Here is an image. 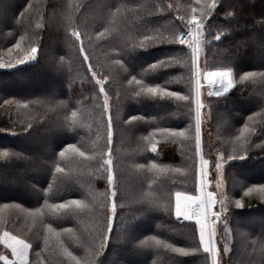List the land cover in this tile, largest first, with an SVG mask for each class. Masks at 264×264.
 Masks as SVG:
<instances>
[{
    "label": "trees",
    "instance_id": "obj_1",
    "mask_svg": "<svg viewBox=\"0 0 264 264\" xmlns=\"http://www.w3.org/2000/svg\"><path fill=\"white\" fill-rule=\"evenodd\" d=\"M11 1L0 0V56L17 60L14 45L18 41L23 49L36 46L38 54L25 64L0 68V189L15 185L17 191L28 192L0 190V233L8 231L28 242L32 264H72L60 245L85 258L99 226L111 214L105 206L112 202L106 198V172L98 159L101 148L109 151L104 147L107 116L102 122L99 86L87 71L79 44L70 36L77 30L83 34L92 66L109 78L105 88L113 119L116 212L110 240L95 259L101 264H209L207 253L193 251L199 247L195 224L177 221L172 210L175 192L197 193L193 104L137 97L133 94L136 86L128 83L135 76L147 84L189 93L190 49L159 40L147 48L138 45L145 35L171 40L186 31L179 17L187 19L186 10L194 0H17L12 5ZM211 2L201 0L202 4ZM215 2L217 8L205 21L199 64L203 70L230 67L235 73L234 87L225 96L208 97L202 91L206 105L201 110L202 148L205 159L212 161L209 189L214 188L215 158L223 155L227 161L223 177L228 208L216 225L218 260L219 264H259L264 199L258 193L244 196V192L264 185V83L258 79L241 83L239 77L245 72H264V0ZM169 4L173 8L168 9ZM217 35L220 40L215 39ZM9 49H13L11 54ZM170 57L180 63L146 71ZM30 82L38 86L29 87ZM73 111L77 112L75 124ZM245 124L255 129L246 133V151L239 152L246 159L229 161L227 155L239 145L236 137ZM160 128L190 129L191 139L173 142L157 134L158 152L152 153L147 138ZM68 144H76L97 159L60 158ZM152 162L166 172L149 171ZM57 163L65 168L63 174L55 172ZM72 199L88 205L79 216L52 215L45 207L46 201L57 204ZM36 209H43L44 216L29 215ZM246 215L257 220L244 221ZM225 223L230 241L225 243L228 253L223 254L221 225ZM49 224L60 233L58 237L46 231ZM156 240L186 248L190 254L166 250ZM4 251L0 244V252Z\"/></svg>",
    "mask_w": 264,
    "mask_h": 264
},
{
    "label": "snow or ice",
    "instance_id": "obj_2",
    "mask_svg": "<svg viewBox=\"0 0 264 264\" xmlns=\"http://www.w3.org/2000/svg\"><path fill=\"white\" fill-rule=\"evenodd\" d=\"M168 9L173 8L172 4H169ZM217 8V3L215 0H212L211 3H201V0H194V3L188 6L186 10V17L180 16L179 19L184 21V29L181 30L179 34H174L171 40L166 36H148L145 35L143 39L139 42L138 47L147 48L150 43H153L159 40L160 43H172L179 44L181 46H186L191 50V86L188 94H182L181 91H171L166 86H161L160 84H147L144 80H138L135 76L128 81L129 85L134 84L136 89L133 90V94L137 97L143 95L150 98H159L161 100H174L177 102H186L189 105L194 104L195 106V129H194V139H195V155L198 158V161L195 165V190L198 193L195 196L187 195L184 192L177 191L174 195V215L176 218H183L185 221H195L196 230L199 235V247L193 251L203 250L204 253H207L211 259V264H219L218 256L219 251L217 248V231L216 225L217 222H220L224 219L225 213L227 212V202L228 198L223 193L220 192L223 183V173L224 165L227 161L224 160L223 155H218L215 158V174H216V192L208 190L209 188V173L211 171V163L209 159H205L202 148V109L206 107L205 103L202 100V87L206 83L210 88L213 85H218L214 90H209L207 95L208 97L215 96L217 98L225 96L229 91L234 87L235 84V73L234 70L230 67H217L214 69L203 70L199 64V56L201 51V44L204 37L205 21L208 19V16L211 14L212 10ZM37 28H40L41 25L37 24ZM82 33L73 30L70 33V36L74 38V43L79 44V53L83 55L84 63L88 64L87 71L91 73L92 80L95 81V84L99 86L98 95L103 97L102 102V122L103 116H107V138L104 144V147H107L109 151L105 153L103 148H101L98 159L102 160V167H104L107 177V188L108 192L106 193V198L111 199V205H105L110 215L105 216L103 224L99 226V229L96 235L93 237L91 250H86L87 255L85 258H79L69 251L68 248L64 247L63 244L60 245L63 254L72 262V264H101V262L95 257H98L102 254L104 248L107 246L110 240V233L114 225V214L116 212L115 198L117 197V191H115V174L113 164L114 161L111 158V146L113 143V119L111 115V99L106 91L105 85L108 82L107 76H102L95 67L92 66L90 62V57L86 54L87 49L84 47V42L82 40ZM101 36L104 33H100ZM221 36L217 35L216 40H220ZM23 40V37H21ZM16 55L19 57L16 60L17 64H25L29 61H33L37 58L38 48L36 46L30 47V49L21 48V43L18 41L14 45ZM9 54L13 52V49H9ZM179 64L180 61L170 57L168 60H161L157 64L149 65V70H155L157 68H168L173 66V63ZM116 64H120L121 61H115ZM0 67H14L13 64H0ZM102 78H98L101 77ZM259 80L261 83H264V72H245L239 77L241 83L246 81H255ZM178 82V81H176ZM11 103L10 101H5V104ZM27 107V105H25ZM207 107L211 110L212 105L208 104ZM136 117H132V120H135ZM252 120V117L248 118ZM71 121L73 124L77 122V112L73 111L71 113ZM255 129H250L248 124L240 129V135L236 137V140L239 142L238 146H233L232 152L227 155V160H243L246 159L245 155H240L241 150L246 151L245 145L247 144L246 133L254 132ZM159 134L164 136L167 139H171L173 142H184L191 139V130H176L172 128H160L156 132L150 134L149 140V150L152 153L158 152V142L155 141V136ZM3 155H8L3 153ZM73 158L79 157L83 160H94L97 159L96 156L86 155L85 151L81 150L76 144H68L62 151L59 153V157L67 160L68 157ZM107 157V158H105ZM149 171L155 170L157 173H164L166 169L159 166L157 163L152 162L148 166ZM55 172L63 174L65 168L61 167L59 163L56 164ZM175 172L180 173V169H175ZM253 193H258L261 199H264V185L248 187L244 192V196H250ZM219 204L221 210L216 211L215 206ZM235 204L237 207H241L242 203L240 200H236ZM45 207L47 211L52 215L57 214H69L72 216L81 215L87 208L88 205L79 199L65 200L62 203L57 204H48L45 202ZM30 216L36 218L37 216L43 217L44 210L36 209L34 212L29 213ZM46 231L55 236H59L60 233H57L55 229L49 224L47 225ZM66 233H70L71 229H64ZM224 235H228V226L227 223L224 224ZM0 243H2L5 249L11 250L12 259H9L7 255L0 252V261H3L4 264H32L29 260V248L30 244L26 243L25 240L19 239L17 236L12 235L8 231H3L0 233ZM47 243V237H46ZM157 245H162L166 250H170L174 253L187 256L189 255V250L186 248L175 247L172 244H166L160 240H156ZM261 260L259 264H264V244L261 246ZM229 249L227 244H225L224 252L228 253ZM42 264V262H41Z\"/></svg>",
    "mask_w": 264,
    "mask_h": 264
},
{
    "label": "rangeland",
    "instance_id": "obj_3",
    "mask_svg": "<svg viewBox=\"0 0 264 264\" xmlns=\"http://www.w3.org/2000/svg\"><path fill=\"white\" fill-rule=\"evenodd\" d=\"M17 0H12L11 1V5L14 3V2H16ZM179 34V33H178ZM0 59H1V61H0V64H8V63H11V64H13L14 66L15 65H17V63H16V60L15 61H12V60H10V59H7V58H4V57H2V56H0ZM0 68H8V67H0ZM30 85H29V87H35V86H38L37 85V83L36 82H30L29 83ZM205 86H203L202 87V91H204L205 93H208V91L209 90H214L216 87L215 86H211V88L205 83L204 84ZM193 106V110H194V112H193V121H194V128H193V130L195 129V106H194V104L192 105ZM215 168V167H214ZM214 175H215V170H214ZM15 185H7V186H3L0 190H1V192H3V193H17V194H20V195H24V193L25 192H27L26 190H22V191H17L16 189H15V187H14ZM213 186H214V188L211 190V189H209L208 188V190H210V191H213V192H216L217 191V189H216V177H215V182L213 183ZM224 190H225V181H224V177H223V183H222V187H221V189H220V192H223L224 193ZM181 192H183V191H181ZM184 193H186V192H184ZM27 194H28V192H27ZM26 194V195H27ZM187 195H191V196H195V195H197L198 193H194V194H189V193H186ZM174 195H175V193L173 194V198H174ZM227 208H228V202H227ZM215 210L216 211H220L221 210V208H220V205L218 204V206H215ZM174 218L177 220V221H182V222H185V221H183L181 218H176L175 217V215H174ZM248 219H251V220H257V218H254V217H251V215H246L245 216V220L244 221H247ZM261 220V219H260ZM262 221V220H261ZM260 221V222H261ZM185 223H188V222H185ZM253 223H255V222H253ZM258 223H259V221H258ZM195 224V223H194ZM221 227L223 228V231H222V239H223V243H224V247H225V243H228L230 240H229V238H228V235L227 236H225L224 235V224H222L221 225ZM3 232V231H2ZM1 232V233H2ZM197 233H198V231H197ZM12 234V233H11ZM12 235H14V234H12ZM16 236V235H15ZM19 238V237H18ZM19 239H22V238H19ZM198 239H199V235H198ZM24 240V239H23ZM227 241V242H226ZM26 242V241H25ZM26 243H28V242H26ZM0 244H2V243H0ZM29 244V243H28ZM2 246L4 247V245L2 244ZM217 248H218V251H219V245L217 244ZM229 249V248H228ZM30 250V249H29ZM5 255H7L8 256V258L9 259H12V256H11V250L10 249H5V251L3 252ZM219 254H220V252H219ZM223 254H225V252H224V248H223ZM208 255V254H207ZM28 258H29V256H28ZM218 258H219V256H218ZM208 259H209V264H211V259H210V257H209V255H208Z\"/></svg>",
    "mask_w": 264,
    "mask_h": 264
},
{
    "label": "built area",
    "instance_id": "obj_4",
    "mask_svg": "<svg viewBox=\"0 0 264 264\" xmlns=\"http://www.w3.org/2000/svg\"><path fill=\"white\" fill-rule=\"evenodd\" d=\"M0 61H1V59H0ZM183 221H185L183 218H181ZM185 222H194L195 223V221L194 220H192V221H185Z\"/></svg>",
    "mask_w": 264,
    "mask_h": 264
}]
</instances>
